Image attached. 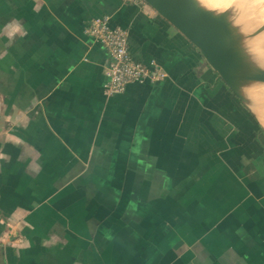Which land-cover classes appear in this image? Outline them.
<instances>
[{
    "label": "crops",
    "instance_id": "1",
    "mask_svg": "<svg viewBox=\"0 0 264 264\" xmlns=\"http://www.w3.org/2000/svg\"><path fill=\"white\" fill-rule=\"evenodd\" d=\"M0 264H264V125L144 0H0Z\"/></svg>",
    "mask_w": 264,
    "mask_h": 264
},
{
    "label": "water",
    "instance_id": "2",
    "mask_svg": "<svg viewBox=\"0 0 264 264\" xmlns=\"http://www.w3.org/2000/svg\"><path fill=\"white\" fill-rule=\"evenodd\" d=\"M144 1L199 49L230 90L262 121L253 94L264 95V56L247 42L230 13L210 9L201 0Z\"/></svg>",
    "mask_w": 264,
    "mask_h": 264
},
{
    "label": "built area",
    "instance_id": "3",
    "mask_svg": "<svg viewBox=\"0 0 264 264\" xmlns=\"http://www.w3.org/2000/svg\"><path fill=\"white\" fill-rule=\"evenodd\" d=\"M85 32L103 44L110 55L107 67L106 93H121L132 82L163 79L166 73L156 64H145L134 59L129 50L128 31L110 25V18L93 19Z\"/></svg>",
    "mask_w": 264,
    "mask_h": 264
},
{
    "label": "rangeland",
    "instance_id": "4",
    "mask_svg": "<svg viewBox=\"0 0 264 264\" xmlns=\"http://www.w3.org/2000/svg\"><path fill=\"white\" fill-rule=\"evenodd\" d=\"M240 0H201V2L206 5L208 8L216 10L218 12L222 11H228L230 13V19L232 23L241 31V33L246 37L247 42L254 48V50L264 56V19L260 18V15H258V11H252V13L249 10L248 16L246 17V20L250 21V19L254 21L251 23V25L247 26V24H244V22L237 21V17L240 14L237 10L238 8V2ZM236 7V8H235ZM249 9V8H248ZM248 13V12H247ZM256 14V15H255ZM254 16H256L254 18ZM259 16V17H258ZM258 18V19H257ZM261 19V20H260ZM258 20V21H257ZM260 20V21H259ZM256 22V23H255ZM255 23V24H254ZM253 25V26H252ZM248 32V33H247ZM261 33V34H260ZM258 37L261 39L258 40ZM257 39L258 43L255 42ZM263 42V43H262ZM261 44V45H260ZM255 45H259L258 48ZM263 45V46H262ZM261 47V48H260ZM256 95V96H255ZM254 95V100L256 101V109L260 113L262 121L264 123V95L263 94H256ZM257 100H256V99Z\"/></svg>",
    "mask_w": 264,
    "mask_h": 264
},
{
    "label": "bare ground",
    "instance_id": "5",
    "mask_svg": "<svg viewBox=\"0 0 264 264\" xmlns=\"http://www.w3.org/2000/svg\"><path fill=\"white\" fill-rule=\"evenodd\" d=\"M231 1V0H230ZM238 12L240 13L239 15H238V17H237V21H239V22H244V24H247V26H249V25H251V23L254 21V19H253V21L250 19V21H248V20H246V17L248 16V14H250L249 13V10H250V12L252 13V11H258V15H260V18L262 19V17H263V19H264V0H240L239 2H238ZM236 8V7H235ZM249 8V9H248ZM248 12V13H247ZM256 15V14H255ZM262 16V17H261ZM256 16H254V18H255ZM259 17V16H258ZM256 19V18H255ZM258 19V18H257ZM260 19V20H261ZM263 19H262V21H263ZM259 20V21H260ZM258 21V20H257ZM264 22V21H263ZM256 23V22H255ZM254 23V24H255ZM253 26V25H252ZM264 32V31H263ZM248 33V32H247ZM261 34V33H260ZM260 38L258 37V40H259ZM247 40V39H246ZM261 40V39H260ZM264 40V39H263ZM255 42H257L258 43V41H257V39L255 40ZM263 43V42H262ZM252 45V44H251ZM261 45V44H260ZM264 45V44H263ZM262 45V46H263ZM257 48H258V46L259 45H255ZM261 48V47H260ZM258 52V51H257ZM254 95L255 94H253V97H254ZM256 96V95H255ZM256 99V98H255ZM257 100V99H256ZM256 102V101H255ZM260 112V111H259Z\"/></svg>",
    "mask_w": 264,
    "mask_h": 264
},
{
    "label": "clouds",
    "instance_id": "6",
    "mask_svg": "<svg viewBox=\"0 0 264 264\" xmlns=\"http://www.w3.org/2000/svg\"><path fill=\"white\" fill-rule=\"evenodd\" d=\"M18 30V29H17Z\"/></svg>",
    "mask_w": 264,
    "mask_h": 264
}]
</instances>
